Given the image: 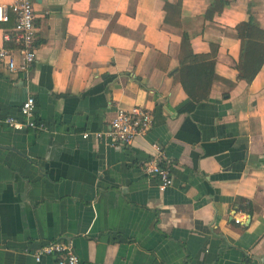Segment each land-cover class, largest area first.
Wrapping results in <instances>:
<instances>
[{"label": "crops", "instance_id": "1", "mask_svg": "<svg viewBox=\"0 0 264 264\" xmlns=\"http://www.w3.org/2000/svg\"><path fill=\"white\" fill-rule=\"evenodd\" d=\"M12 1L0 0L4 49ZM211 2L32 0L34 63L0 68V264H54L28 253L58 240L79 264H264V61L237 79L238 28L250 16L264 33V0L207 20ZM186 51L214 59L197 104L175 79ZM26 97L43 129L10 131ZM132 107L152 115L144 138L92 136ZM151 145L172 178L163 191L140 172Z\"/></svg>", "mask_w": 264, "mask_h": 264}, {"label": "built area", "instance_id": "2", "mask_svg": "<svg viewBox=\"0 0 264 264\" xmlns=\"http://www.w3.org/2000/svg\"><path fill=\"white\" fill-rule=\"evenodd\" d=\"M13 14V28L11 36L4 35L5 42L12 43V48H0V68L8 73L26 72L34 63L36 57V32L32 0H13L10 5ZM8 19V9L0 4V23ZM35 103L32 97H26L20 104L18 114L22 121L6 117L3 124L10 131H41L42 124L34 122L33 114ZM153 118L149 111L132 107L129 110H117L109 122L106 133H93L96 139L128 147L135 139H142L149 132ZM88 137L87 133L81 135L82 139ZM152 153L140 165V172L146 177L155 179L156 187L163 191L172 185V178L168 166L165 164L163 153L159 146L151 145ZM29 257L34 263L42 258H51L54 264H79L72 246L68 241H52L38 245L29 251Z\"/></svg>", "mask_w": 264, "mask_h": 264}, {"label": "trees", "instance_id": "3", "mask_svg": "<svg viewBox=\"0 0 264 264\" xmlns=\"http://www.w3.org/2000/svg\"><path fill=\"white\" fill-rule=\"evenodd\" d=\"M231 0H212L204 17L210 20L227 8ZM240 52L238 58L237 79L249 83L264 61V33L255 27L250 16L238 28ZM183 47L187 46L182 42ZM214 59L211 55H196L187 52L181 58L175 73V79L183 93L194 103L207 100L211 81L213 80Z\"/></svg>", "mask_w": 264, "mask_h": 264}]
</instances>
